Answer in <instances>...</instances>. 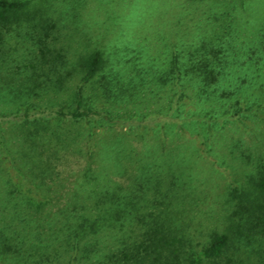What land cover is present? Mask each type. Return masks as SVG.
Instances as JSON below:
<instances>
[{"label":"rangeland","instance_id":"rangeland-1","mask_svg":"<svg viewBox=\"0 0 264 264\" xmlns=\"http://www.w3.org/2000/svg\"><path fill=\"white\" fill-rule=\"evenodd\" d=\"M49 2L48 12L58 22L51 53L60 52L66 68L82 54L95 49L102 52L105 66L85 84L83 95L87 104L118 123L110 126L98 119L94 128L83 122L69 126V121L51 120L80 134L73 149L51 158L58 173L50 187L47 182L42 185L26 155L31 142L24 140L25 125L10 115L21 104L45 107L69 100L79 75L59 90L42 85L47 67L34 59L36 73L27 67L36 45L14 31L8 33L0 45V208L1 198L14 189L11 183L17 181L16 175L28 185L40 184L33 191L53 203L46 206L40 220L31 221L34 229L42 224L43 239L52 224L48 213L65 207L68 200L79 201L91 187L80 182L90 161L101 184L141 194L144 213L159 207L155 199H164L166 189L173 188L164 202L173 200L178 222H185L186 235L198 248L212 229L221 227L228 184L242 182L257 162L264 161V0H227L225 5L216 0ZM217 37L227 52V63L217 90L208 98L196 97L182 65V77L175 79L176 74H171L166 78L173 53L187 62L191 48L214 43ZM235 101L252 110L232 115ZM209 117L215 121L209 122ZM92 129L95 136L89 134ZM7 165L12 167V181L7 179ZM4 209L0 210V228L9 222L21 227L9 207ZM23 232L27 238L30 232ZM100 241L102 247L114 238L101 235Z\"/></svg>","mask_w":264,"mask_h":264},{"label":"trees","instance_id":"trees-1","mask_svg":"<svg viewBox=\"0 0 264 264\" xmlns=\"http://www.w3.org/2000/svg\"><path fill=\"white\" fill-rule=\"evenodd\" d=\"M49 1L0 0V45L13 31L36 45L37 49H32L33 56L27 67H31L32 74L36 73L33 59L47 67V71L43 72L42 85L59 90L68 80L79 75V83L75 85L69 100L45 107L21 104L10 115V118L23 121L24 140L31 142L26 155L32 169H35L33 173L42 185L47 182L50 187L58 173L51 158L62 150L73 149L80 134L78 131L72 132L68 126L61 127L59 124L62 121H69V126L83 122L92 124L94 128L98 126V119L110 126L118 121L87 104L83 95L85 84L105 66L102 52L95 49L82 54L66 68L64 56L58 51L51 53L50 42L54 39L58 22L48 12L51 6ZM216 1H222L225 5L227 0ZM225 9L231 11L230 8ZM22 31L24 34L20 33ZM217 39L219 37L214 43L203 42L191 48L185 58L187 62L182 61L178 53H173L166 78L171 74H176L175 79L182 77V65L183 73L190 77L195 86L196 97L208 98L217 90L215 86L227 63V52L217 43ZM59 64L62 70L57 67ZM178 84V90H181V83ZM179 95L177 92V97ZM231 107L232 115L237 116L242 112L249 113L251 109L239 101H235ZM212 119L209 117L207 120L215 121ZM51 120L59 124H52ZM89 134L95 136L94 129ZM198 136H201L200 130ZM5 156L3 158L8 164ZM7 167V179L12 181V167ZM81 175V184L91 187L82 191L79 201L76 198V201L68 200L65 207L55 212L49 211L50 218L53 216L52 224L48 225V233L43 239L39 230L42 224L37 223L34 229L31 221L41 219L46 206L53 205L52 199L40 191H33V186L39 188L40 184L28 185L16 175L17 181L11 183L14 189L8 190L1 198L4 202L0 210L9 207L12 217L18 218L21 227L9 222L6 227L0 228V264H264V161L257 162L242 182L228 184L224 193L227 206L221 227L212 229L198 248L186 235L185 222H178L173 200L164 202L165 198L171 197L173 188L166 189L164 199H155L159 207L144 213L140 209L141 194L136 190L124 193L121 188L113 190L101 184L98 175L93 174L90 161ZM22 185L26 188L24 190L34 194L24 193ZM157 189L156 193H160ZM14 193L18 195L16 199ZM26 229L30 233L24 238L23 231ZM101 235L112 237L114 241L101 247Z\"/></svg>","mask_w":264,"mask_h":264}]
</instances>
